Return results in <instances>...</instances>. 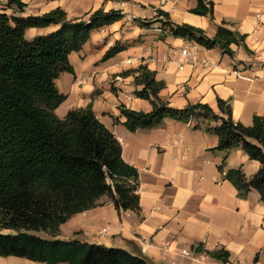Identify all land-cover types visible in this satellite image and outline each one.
<instances>
[{"label":"crops","instance_id":"1","mask_svg":"<svg viewBox=\"0 0 264 264\" xmlns=\"http://www.w3.org/2000/svg\"><path fill=\"white\" fill-rule=\"evenodd\" d=\"M6 1L0 0V13L17 17L40 16L57 8L69 19L85 21L99 9L122 15L92 30L81 50L69 54L73 73L63 72L55 80L65 97L55 114L63 119L70 110L90 107L120 143L123 161L137 170L140 211L119 213L103 198L100 206L68 218L55 238L123 249L150 264H264V203L255 190L240 198L224 178L227 170L240 168L249 179L259 163L239 147L215 150L218 137L194 129L195 122L165 119L158 127L129 132L117 109L122 104L137 112L151 111L148 101L134 95L140 87L127 73L145 65L164 84L159 99L174 109L202 103L217 112L216 100L221 99L229 103L233 121L243 126L252 125L255 115L264 117V0H209L213 21L192 12L196 0H21L26 6L22 13L7 9ZM157 11L167 13L174 24L202 30L208 38L225 23L245 37L250 53L233 45L231 58L219 48L198 46L196 57L179 68L178 51L190 42L172 37L158 23L139 26V21L154 19ZM55 29L29 28L24 38L31 41ZM117 44L123 51L103 61ZM218 125L209 123L212 128ZM182 249L189 256L180 257ZM219 250L228 253L227 262L206 254ZM0 264L44 263L0 257Z\"/></svg>","mask_w":264,"mask_h":264},{"label":"trees","instance_id":"2","mask_svg":"<svg viewBox=\"0 0 264 264\" xmlns=\"http://www.w3.org/2000/svg\"><path fill=\"white\" fill-rule=\"evenodd\" d=\"M192 11L213 21V4L196 0ZM21 0H7L6 8L22 13ZM122 18L120 11L91 13L87 21L67 18L57 8L40 16L17 17L0 13V257H18L44 264H150L139 255L123 249L106 248L75 240L44 239L33 233L55 238L60 226L71 216L88 211L109 200L117 212L139 214L138 173L121 157V145L95 117L90 107L70 110L63 119L55 109L65 97L57 91L55 80L63 72L73 73L68 62L72 52L81 50L92 30ZM158 23L174 38L194 42L204 49L219 48L234 57L231 46L243 47L245 37L222 23L214 37L208 38L195 27L170 21L167 13L157 11L152 20L139 21L141 28ZM56 27L48 34L26 41L29 28ZM115 45L102 60L123 51ZM140 89L137 98L152 109L137 112L118 105L129 132L151 129L165 119L195 122L218 137L215 150L239 147L259 163L249 179L241 169L224 174L240 198L255 190L264 203V117L254 116L252 125L233 121L227 101L216 100L217 112L207 104H187L174 109L159 99L164 87L145 65L130 71ZM123 73V75L127 74ZM117 123L118 119L115 118ZM210 122H219L215 128ZM252 141L253 143H251ZM224 162L219 166L223 172ZM196 250H200L197 248ZM211 258L227 262L228 253L206 252Z\"/></svg>","mask_w":264,"mask_h":264},{"label":"built area","instance_id":"3","mask_svg":"<svg viewBox=\"0 0 264 264\" xmlns=\"http://www.w3.org/2000/svg\"><path fill=\"white\" fill-rule=\"evenodd\" d=\"M157 15V12L155 13V16ZM197 49H198V45L195 44L194 42H190L188 45L182 47L179 51H178V56L176 59V64L179 68H181L184 64L190 62L192 59H194L196 57L197 54ZM205 66H207V64H205ZM105 229L102 230V232H104ZM179 256L186 258L187 256H189V251L186 249H182L179 252ZM170 264H188V263H180V262H176V261H172L170 262Z\"/></svg>","mask_w":264,"mask_h":264},{"label":"rangeland","instance_id":"4","mask_svg":"<svg viewBox=\"0 0 264 264\" xmlns=\"http://www.w3.org/2000/svg\"><path fill=\"white\" fill-rule=\"evenodd\" d=\"M55 239H57V238H55ZM59 240V239H58ZM106 248H113V247H106Z\"/></svg>","mask_w":264,"mask_h":264}]
</instances>
